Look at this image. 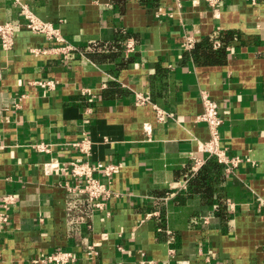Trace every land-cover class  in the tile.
Returning <instances> with one entry per match:
<instances>
[{"label": "crops", "instance_id": "obj_1", "mask_svg": "<svg viewBox=\"0 0 264 264\" xmlns=\"http://www.w3.org/2000/svg\"><path fill=\"white\" fill-rule=\"evenodd\" d=\"M22 6L63 41L29 30ZM0 22L15 27L13 48L0 44V264L58 251L264 264V0H0ZM203 94L231 169L203 149ZM77 161L116 167L94 174L109 187L101 209L65 170Z\"/></svg>", "mask_w": 264, "mask_h": 264}, {"label": "built area", "instance_id": "obj_2", "mask_svg": "<svg viewBox=\"0 0 264 264\" xmlns=\"http://www.w3.org/2000/svg\"><path fill=\"white\" fill-rule=\"evenodd\" d=\"M212 6L219 5L224 0H206ZM21 14L26 20V27L34 33L43 34L49 40H55L57 42L63 41L60 37L59 29L55 27L52 23L38 19L26 6H22ZM15 41V27L11 23H1L0 22V44L3 50H11L14 46ZM194 45V41L191 38L185 43L187 49H191ZM70 47H59L53 48L52 51L66 53ZM133 45H128V50H132ZM47 53V51H43ZM1 76V71H0ZM40 84L45 87H52L54 83L52 81L40 82ZM203 113L198 117V120L205 123L208 126L210 132V140L204 144L203 149L207 151L211 156L215 157L220 163L229 167L236 166L240 159L237 157H228L225 151L220 147V134L219 128L222 125V119L219 116V106L218 104L210 99L207 94H203ZM81 148L82 151L87 149V142H80L76 144ZM37 148L42 150H47L44 146H38ZM203 166V162L195 158L193 164V171L197 172ZM116 169L115 166H107L99 164L97 166H92L88 162L77 161L71 164L68 169L73 177L83 178L84 185L78 189L82 193L89 195L90 199L94 203L96 209H101L103 206V199L109 195V187L107 184L101 182L94 177V174L99 171H104L107 176H110L112 172ZM15 204V199L12 195H5L1 199V205L5 211H8ZM8 221V216L3 214L0 216V223H5ZM87 254L89 256H94L97 251L94 247H89ZM75 261V256L72 252L68 251H58L53 254L48 255L45 258L38 259L37 263H48V264H72ZM141 264H156L152 260H142Z\"/></svg>", "mask_w": 264, "mask_h": 264}, {"label": "trees", "instance_id": "obj_3", "mask_svg": "<svg viewBox=\"0 0 264 264\" xmlns=\"http://www.w3.org/2000/svg\"><path fill=\"white\" fill-rule=\"evenodd\" d=\"M210 48V47H209Z\"/></svg>", "mask_w": 264, "mask_h": 264}]
</instances>
